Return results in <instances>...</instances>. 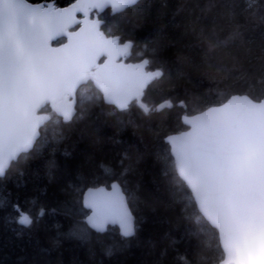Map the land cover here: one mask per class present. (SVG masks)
Wrapping results in <instances>:
<instances>
[{
    "label": "trees",
    "instance_id": "obj_1",
    "mask_svg": "<svg viewBox=\"0 0 264 264\" xmlns=\"http://www.w3.org/2000/svg\"><path fill=\"white\" fill-rule=\"evenodd\" d=\"M100 18L107 34L133 42L129 61L148 60L165 85L155 79L145 90L148 113L136 100L125 109L108 103L91 81L73 118L44 109L35 146L0 177V264H218L219 232L179 176L165 137L186 127L185 112L236 93L264 96V0H140ZM166 101L172 106L156 111ZM115 180L136 218L132 236L85 220V189ZM21 213L31 225L19 222Z\"/></svg>",
    "mask_w": 264,
    "mask_h": 264
},
{
    "label": "snow or ice",
    "instance_id": "obj_2",
    "mask_svg": "<svg viewBox=\"0 0 264 264\" xmlns=\"http://www.w3.org/2000/svg\"><path fill=\"white\" fill-rule=\"evenodd\" d=\"M75 9V4L60 8L56 0L44 4L0 0V175L9 159L32 145L37 125L46 119L37 116V110L51 101L54 110L68 118V110L58 101L72 96L82 81L95 80L120 108L142 95L149 81L158 79L161 87L165 85L161 71L142 70L148 60L134 70L111 63L114 55L127 52V44L114 46L109 63L101 69L96 64L101 53L91 46L99 35L95 26L67 33L69 23L76 22ZM65 34L68 44L51 47L50 41ZM171 106L165 102L156 111ZM187 123L191 132L169 137L175 167L203 213L218 227L224 264H264V104L233 96ZM112 187L111 193L89 190L86 204L94 213L88 222L101 231L105 223L118 222L123 235H132V216L117 186ZM19 222L31 225L32 220L21 213Z\"/></svg>",
    "mask_w": 264,
    "mask_h": 264
},
{
    "label": "water",
    "instance_id": "obj_3",
    "mask_svg": "<svg viewBox=\"0 0 264 264\" xmlns=\"http://www.w3.org/2000/svg\"><path fill=\"white\" fill-rule=\"evenodd\" d=\"M139 1L140 0H135L134 3H129L128 0H74L73 2H71V3L67 4V5H57V6L60 7V8H72V6L74 4L76 5V9L73 10V17H74V20L76 22L75 23H69V25L67 27V33H77V32H79L81 30V28L91 29V28H93V26H95L94 30L99 32V35L94 37V39L91 42V46L93 47L94 50H97V51H99L101 53L99 58H98V60L96 61V64L98 66H100L101 69H103V66L105 64L109 63V61L111 59V53H112V51L114 49V46H118L120 48H123V46L125 44H127V45H129V47L127 49V52L125 54H123V55H114L112 57L111 63L113 65L120 66L123 70H134L135 66L142 64L144 60L136 61V62L135 61H127V58H129L131 56V54H132L133 42L130 41V40L122 42L120 40L119 36L107 34L102 29L103 19L100 18V13L103 12L104 10H106V9H110L112 11V13H118V12H121V11L125 10L129 6H132V5L136 4V3H138ZM29 2H32V1L29 0ZM49 2L50 1H48V2H39V3L44 4V3H49ZM32 3H35V2H32ZM93 3L97 4L98 7H92ZM60 38H63L64 41L62 43L56 44L55 42L58 39H60ZM68 43H69V40H68V36L66 34L65 35H61V36H57L52 41H50V45L53 48H59L63 44H68ZM142 70L144 72L159 71V70H148L147 69V65ZM89 81H92L100 89L104 99L108 103L117 105L119 107V105L117 103H115V101L113 99H110L109 96L106 95L104 89L101 86H99L96 83L95 80L89 79L87 81H82L77 86V88H76V90H75V92L73 93L72 96H66L62 101H58V104H62L63 106H65L66 110H68V112H69L68 118H65V116L63 114V111H58V113L60 115H62L65 119H71V118H73L75 116V114L77 112V92L81 88V86H83L84 84L88 83ZM152 81L153 80L149 81L145 85V87L141 90L142 91V95L129 99L127 101V105L129 106L130 103H132L133 101L136 100V101H138L139 104H142L143 106H146L148 109H150V107H148L145 103H143V97H144V94H145V90L148 88V86L150 85V83ZM233 96H236V97H247L248 100H250L253 104H257V105L264 104V96L262 98H260V99H255L251 95L246 94V93H236V94L231 95L226 101H224L221 104L210 105L207 108H205V109H203L201 111L195 112V113H188V112L183 113L182 121H183L184 125L186 126V128L181 129V130L176 131V132H173V133H170V134H168L165 137V141L170 146V151H171V154H172V156L174 158V162H175V153L173 152V145H172L171 140H169V137H180V136H182V135H184L186 133L191 132L192 126H191V124L187 123L188 120H192V119H194L196 117H200L204 113H208L211 109L222 107L224 104H227L232 99ZM166 102H170V101H166ZM164 103L165 102H163L161 104H164ZM47 105L53 107L51 101L46 102L40 109L37 110L36 115L37 116L46 117V119H47L48 118V113L46 111H43V109L46 108ZM159 105L160 104H158L156 106V108H158ZM171 105H172V103H171ZM121 109H125V108H121ZM46 119H44L43 121H41L37 125V128H36L37 135L34 137L32 145L29 148L18 152L15 157L9 159L7 161L6 166L4 167L3 174L0 175V177H3L5 175L6 171L8 170L9 166L11 165V163L13 161H16L23 153L29 152L35 146L38 138L40 137V128L42 127V125L44 124ZM176 170H177V172L179 174V170L177 168H176ZM179 176H180V174H179ZM180 177L183 179L182 176H180ZM186 184H187V182H186ZM112 185H116L117 186L119 193L123 196L124 205L128 209L129 213L132 216V223H133L132 235H133L135 233L136 218H135V215L133 214V212H132V210L130 208L127 194L123 190V187L120 184V182L117 181V180L113 181L109 185L108 184H100V185L90 186V187L85 189L84 194H83V202H84L85 207L89 210V213L87 214L85 220H86V222L88 223V225L90 227H92L93 229H95V230H97L99 232H103V231L107 230L108 227H110V226H116V227L119 228L121 234H123V228L120 226V224L118 222L109 221V222L105 223L104 228H103L102 231L97 229V228H95L92 224H90L88 222V218L93 215L94 209L88 207L87 204H86L87 193L89 192L90 189H92V190L104 189L105 192L111 193V192H113ZM188 187L191 190L189 185H188ZM192 195H193V197L195 199V196H194L193 193H192ZM195 202L197 203L198 209L200 210L202 215L219 232L218 227L216 225H214L211 222V220H209L208 217L203 213V211L201 210V208L199 206V202L196 199H195ZM132 235H129V236H132ZM219 237H220V244H221V247H222V250H223V242H222V236H221L220 232H219ZM223 253H224V257L218 262V264H224V261L226 259V254H225L224 250H223Z\"/></svg>",
    "mask_w": 264,
    "mask_h": 264
},
{
    "label": "flooded vegetation",
    "instance_id": "obj_4",
    "mask_svg": "<svg viewBox=\"0 0 264 264\" xmlns=\"http://www.w3.org/2000/svg\"><path fill=\"white\" fill-rule=\"evenodd\" d=\"M60 39H61V41H60L59 43H62V42L64 41V39H63V38H60ZM59 43H58V44H59ZM127 60H129V59H127Z\"/></svg>",
    "mask_w": 264,
    "mask_h": 264
},
{
    "label": "rangeland",
    "instance_id": "obj_5",
    "mask_svg": "<svg viewBox=\"0 0 264 264\" xmlns=\"http://www.w3.org/2000/svg\"><path fill=\"white\" fill-rule=\"evenodd\" d=\"M80 89H81V88H80ZM79 92H80V91H78V93H79ZM83 93H84V92H83ZM83 93H82V94H83Z\"/></svg>",
    "mask_w": 264,
    "mask_h": 264
}]
</instances>
